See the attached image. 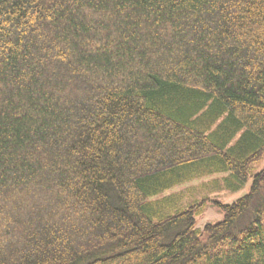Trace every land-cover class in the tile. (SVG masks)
Listing matches in <instances>:
<instances>
[{
	"label": "trees",
	"instance_id": "16d2710c",
	"mask_svg": "<svg viewBox=\"0 0 264 264\" xmlns=\"http://www.w3.org/2000/svg\"><path fill=\"white\" fill-rule=\"evenodd\" d=\"M263 157L264 0H0V264H264Z\"/></svg>",
	"mask_w": 264,
	"mask_h": 264
},
{
	"label": "rangeland",
	"instance_id": "374dc122",
	"mask_svg": "<svg viewBox=\"0 0 264 264\" xmlns=\"http://www.w3.org/2000/svg\"><path fill=\"white\" fill-rule=\"evenodd\" d=\"M255 167V171L264 167V157ZM226 176L227 174H213L200 177L177 186L161 194L159 197H166L170 194H180L179 196H182V202L188 205L206 199V208L203 214L197 218V226L203 228L208 222H216L224 218L223 211L216 203H233L238 198L246 195L250 190L253 179L252 176H250L246 185L238 191L229 190L224 186L223 183Z\"/></svg>",
	"mask_w": 264,
	"mask_h": 264
}]
</instances>
